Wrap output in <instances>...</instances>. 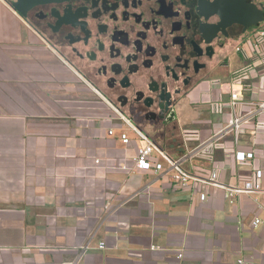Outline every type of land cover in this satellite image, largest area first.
Wrapping results in <instances>:
<instances>
[{
	"label": "crops",
	"instance_id": "crops-1",
	"mask_svg": "<svg viewBox=\"0 0 264 264\" xmlns=\"http://www.w3.org/2000/svg\"><path fill=\"white\" fill-rule=\"evenodd\" d=\"M263 27L220 50V88L183 100L178 128H139L192 174L237 186L264 172ZM73 73L0 0V264H264V225H253L264 218V192L231 200L214 185L181 187L158 152L161 170L136 168L147 141ZM241 84L232 106L229 88ZM236 115L249 119L238 140L229 131L200 146ZM237 151L254 157L237 160Z\"/></svg>",
	"mask_w": 264,
	"mask_h": 264
},
{
	"label": "flooded vegetation",
	"instance_id": "flooded-vegetation-1",
	"mask_svg": "<svg viewBox=\"0 0 264 264\" xmlns=\"http://www.w3.org/2000/svg\"><path fill=\"white\" fill-rule=\"evenodd\" d=\"M220 1L52 0L24 19L88 93L131 125L162 131L178 128L187 97L220 88L219 52L234 40L219 31Z\"/></svg>",
	"mask_w": 264,
	"mask_h": 264
},
{
	"label": "built area",
	"instance_id": "built-area-1",
	"mask_svg": "<svg viewBox=\"0 0 264 264\" xmlns=\"http://www.w3.org/2000/svg\"><path fill=\"white\" fill-rule=\"evenodd\" d=\"M258 38H261L264 40V27L257 30L256 33ZM236 50L240 51L241 46H237ZM229 85L233 86L235 83L232 81L227 82ZM238 85V84H237ZM243 85L241 84L240 88L234 89L233 87L229 88V93L231 96L230 103L232 106L236 105L241 99V92H242ZM260 110L264 111V101H261L258 105ZM224 108V104H215L213 105L212 110L215 112H221ZM125 124H130L127 118H125L123 115H119ZM249 121V119L246 116L242 115H236L231 122L220 129H218L208 140L204 141L200 146L202 148H205L207 146H211L213 143L217 142L219 139H221L224 135H226L229 131H232L235 134V139L238 140V135L241 129V126L246 122ZM135 131L144 138L147 142L144 146L140 147L138 149V153L136 156V168L149 170L152 168H155L156 170H161L163 168V164L161 162H156L153 159V154L155 152L160 153L171 165L172 168L175 169L174 178L178 185L181 187H194L195 184H201L202 186L207 185H214L216 187H219L224 190L225 197L234 200L236 196H239L241 194H253L258 192H264V188L260 182V179L263 177V170L258 169L256 171V180L255 181H246L242 185L237 186H231L228 184H225L218 180L217 174L212 173L209 176H198L195 174L190 173L189 171L185 170L180 164V160H174L167 154H165L159 146L151 139H149L139 128L131 125ZM109 133L112 135L114 134V130L110 129ZM121 139L124 142H129V136L126 132L121 133L120 135ZM199 146V147H200ZM200 147V148H201ZM254 157V152H246V151H237L236 158L237 160L244 161L250 158ZM126 168V167H125ZM201 199H206V193L203 191L201 192ZM254 226L258 225H264V218H255L253 221ZM105 245V242L100 243V247H103ZM179 256H182V254H179ZM240 263H243V260H239ZM63 264H75L74 262H64Z\"/></svg>",
	"mask_w": 264,
	"mask_h": 264
},
{
	"label": "water",
	"instance_id": "water-1",
	"mask_svg": "<svg viewBox=\"0 0 264 264\" xmlns=\"http://www.w3.org/2000/svg\"><path fill=\"white\" fill-rule=\"evenodd\" d=\"M12 8L22 18L35 5L51 2L52 0H8ZM221 11L218 22L219 31L225 37L238 39L245 35L248 29L259 26L264 21V0H228L220 1ZM224 9V11H223ZM235 27V32L229 34V26Z\"/></svg>",
	"mask_w": 264,
	"mask_h": 264
},
{
	"label": "rangeland",
	"instance_id": "rangeland-1",
	"mask_svg": "<svg viewBox=\"0 0 264 264\" xmlns=\"http://www.w3.org/2000/svg\"><path fill=\"white\" fill-rule=\"evenodd\" d=\"M45 73H47L46 77H48V73H50V71L47 69ZM71 76H73L74 79H76V82H80V81H81L80 78L76 75V73H73V75L71 74ZM45 81H46V78H45ZM107 110H108L109 112H111V113H109V114H111V115H112V112H114L110 105H108ZM114 113H115V112H114ZM114 113H113V114H114ZM115 114H116V113H115ZM116 115H117V114H116Z\"/></svg>",
	"mask_w": 264,
	"mask_h": 264
}]
</instances>
